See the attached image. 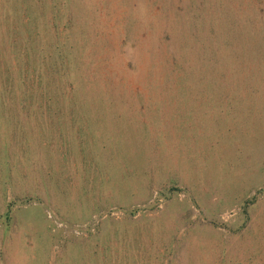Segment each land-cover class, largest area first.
Returning <instances> with one entry per match:
<instances>
[{"label": "rangeland", "instance_id": "obj_1", "mask_svg": "<svg viewBox=\"0 0 264 264\" xmlns=\"http://www.w3.org/2000/svg\"><path fill=\"white\" fill-rule=\"evenodd\" d=\"M0 264H264V0H0Z\"/></svg>", "mask_w": 264, "mask_h": 264}, {"label": "crops", "instance_id": "obj_2", "mask_svg": "<svg viewBox=\"0 0 264 264\" xmlns=\"http://www.w3.org/2000/svg\"><path fill=\"white\" fill-rule=\"evenodd\" d=\"M232 96V100H235V98H233V94L234 93H230ZM233 106V105H232ZM228 110L230 111L231 115H233L234 109L232 107L228 108ZM186 111V109H183V112Z\"/></svg>", "mask_w": 264, "mask_h": 264}]
</instances>
